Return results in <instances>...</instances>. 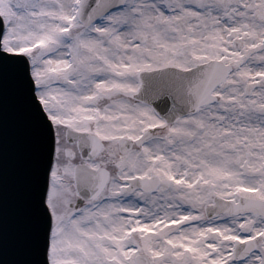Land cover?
Listing matches in <instances>:
<instances>
[{"label":"rangeland","instance_id":"374dc122","mask_svg":"<svg viewBox=\"0 0 264 264\" xmlns=\"http://www.w3.org/2000/svg\"><path fill=\"white\" fill-rule=\"evenodd\" d=\"M60 1L0 0L1 49L28 59L55 133L49 264H134L138 255L150 264H238L233 241L247 238L256 250L243 264H264V219L204 216L214 197L264 200V0H127L88 28L76 19L79 0L63 15ZM211 60L232 71L214 104L193 116L164 124L132 99L141 71ZM68 129L96 136L100 154L81 160ZM146 130L149 141L119 153L118 139ZM78 164L109 173L95 201L75 193ZM151 176L160 181L154 193L120 192L123 179Z\"/></svg>","mask_w":264,"mask_h":264},{"label":"water","instance_id":"95a60500","mask_svg":"<svg viewBox=\"0 0 264 264\" xmlns=\"http://www.w3.org/2000/svg\"><path fill=\"white\" fill-rule=\"evenodd\" d=\"M126 0H79L76 17L83 27L121 8ZM3 22L0 18V264H48L47 250L51 217L45 205L48 175L52 164L54 136L50 121L35 94L30 66L23 54L1 50ZM230 67L220 61H209L182 71L166 67L138 74L139 87L133 95L149 106L156 117L173 124L194 114L214 101L213 90L224 82ZM151 137L144 133L135 140L140 147ZM68 145L76 144L81 158L93 160L102 145L96 137L73 130L65 131ZM133 143L118 139L121 155H126ZM64 155L73 158L66 149ZM108 180L104 169L92 170L76 165L73 183L83 200L96 199ZM121 193L154 192L159 179L133 178L122 181ZM211 220L222 214H253L264 218V201L240 198L238 203L215 197L204 208ZM254 249L252 241L235 242L233 257L242 262ZM135 264H149L145 256H137Z\"/></svg>","mask_w":264,"mask_h":264},{"label":"bare ground","instance_id":"6f19581e","mask_svg":"<svg viewBox=\"0 0 264 264\" xmlns=\"http://www.w3.org/2000/svg\"><path fill=\"white\" fill-rule=\"evenodd\" d=\"M71 6V4H69V0H61L59 3H58V8H59V13H60V15L62 14H64L65 12H66V10H67V8L68 7H70ZM72 7V6H71ZM69 16H70V14H69ZM68 16V17H69Z\"/></svg>","mask_w":264,"mask_h":264}]
</instances>
